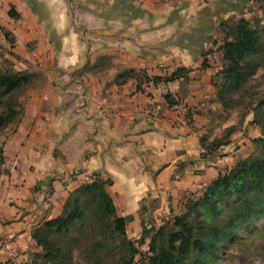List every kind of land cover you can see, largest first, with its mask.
Returning <instances> with one entry per match:
<instances>
[{"label":"crops","instance_id":"obj_1","mask_svg":"<svg viewBox=\"0 0 264 264\" xmlns=\"http://www.w3.org/2000/svg\"><path fill=\"white\" fill-rule=\"evenodd\" d=\"M208 1L0 0V29L14 41L5 59L14 72L37 75L3 145L0 206L13 217L4 239L35 244L32 231L95 176L112 180L107 191L128 230L142 226L149 198L163 204L199 193L219 175L196 173L203 123L188 120L187 89L222 68L209 45L218 24ZM180 68L191 71L187 81L142 82ZM130 70L133 77L122 76ZM156 103L162 113L152 118Z\"/></svg>","mask_w":264,"mask_h":264},{"label":"trees","instance_id":"obj_2","mask_svg":"<svg viewBox=\"0 0 264 264\" xmlns=\"http://www.w3.org/2000/svg\"><path fill=\"white\" fill-rule=\"evenodd\" d=\"M9 15L18 17L14 9ZM219 29L223 38L217 51L223 65L213 79H220L217 98L227 107L231 96L241 93L260 67L258 56L264 51V32L260 33L243 17L225 20ZM0 31L13 48L14 41L8 32ZM213 46H218L217 42ZM207 65L205 61L203 69ZM190 73L180 68L165 77L144 75L142 82L157 86L187 81ZM134 75V70H130L122 76ZM35 78V74L14 72L11 66L0 68V107H5L0 114V129L18 121L22 114L18 111V95L29 89ZM143 83L138 84L137 90H141ZM163 98L170 106L175 104L170 95ZM255 111L254 124L264 137V100ZM233 132L234 128H228L221 140L201 138V147L207 152L203 157L215 155L227 146ZM255 142L262 149L261 155L238 161L199 193L191 194L183 204L184 212L163 226L147 230L142 224V237L138 242L128 238V220L118 216L107 191L112 180L95 176L92 182L82 184L68 196L57 218L43 222L32 231V240L41 251L38 256L41 264L72 263L71 245L89 228H95L99 235L95 247L112 246L113 251L118 250L116 264H218L223 253L238 242L240 232L264 218V138ZM4 165V150L0 147V178L6 174ZM145 247L147 249L143 250Z\"/></svg>","mask_w":264,"mask_h":264},{"label":"rangeland","instance_id":"obj_3","mask_svg":"<svg viewBox=\"0 0 264 264\" xmlns=\"http://www.w3.org/2000/svg\"><path fill=\"white\" fill-rule=\"evenodd\" d=\"M198 1L209 2L208 0ZM211 8L217 10L216 13L214 11V17L218 25L225 20H238L243 17L248 19L251 25L260 33L264 32V0H211ZM218 25L212 26L213 32L209 45L214 49L213 53L218 55L215 61L222 66L223 61L222 58L220 59L217 48L223 36ZM214 42H217L218 46H213L212 43ZM10 49V43L1 32L0 68L9 66V61L5 59V56L10 53ZM258 58L260 67L255 76L241 93L231 96L227 107L223 106L217 98V91L221 84L220 79L211 81L216 72L215 68L218 67L214 63L212 67L215 70L209 71L205 75L204 81L187 89L188 92L193 93L192 98L187 103L191 112L188 120L193 121L195 119L203 123L202 138L221 140L225 137L228 128H234V132L228 138L229 144L220 149L217 154L203 157L207 156V152L203 153L202 150L204 149L201 147L199 156L202 157H199L196 161V173H206L208 168H213L212 178L217 174L228 172L240 160L261 155L262 149L255 141L264 137L262 130L254 124V120L255 110L259 103L264 100V51ZM24 93L25 91L18 95L20 104L18 111H21V113H23L21 97ZM184 101L183 99V104L187 105ZM159 105L161 104L156 103L150 108L152 118H158L161 115L162 108L157 117L153 115V108ZM4 109V106L0 107V114L4 112ZM19 120L20 117L13 125L0 129V147H3L15 134ZM200 165L202 169L198 170ZM189 195L190 193L186 192L178 199L167 198L163 204L160 199L149 198L142 205L143 226L147 230L153 227L158 228L174 216L183 213V204L190 197ZM12 219L13 217H9L0 206V223L3 224L0 228V264H41L38 257L41 251L29 241V238L23 237L24 242L22 244L16 243L17 245L10 244L9 241L4 239V232L7 231L6 227L11 224ZM141 227L140 225L129 227L127 230L128 238L138 242L142 237ZM98 239L99 235L95 228H89L82 237H78L71 245L74 259L70 264H116L119 260L118 250L113 251L114 247L112 246L111 248L95 247ZM146 243H148V240H146ZM108 246L110 247V245ZM3 248L4 251L1 252ZM13 254H16V257H13ZM218 264H264V218L257 220L248 230L240 232L238 242L223 253Z\"/></svg>","mask_w":264,"mask_h":264},{"label":"built area","instance_id":"obj_4","mask_svg":"<svg viewBox=\"0 0 264 264\" xmlns=\"http://www.w3.org/2000/svg\"><path fill=\"white\" fill-rule=\"evenodd\" d=\"M154 110H153V115L155 116V117H157L158 116V114H159V112L161 111V107L160 106H156L155 108H153ZM202 152L203 153H205L206 151L205 150H202ZM92 180H93V178H90V179H88L87 181V183H90V182H92ZM144 250H146L147 248L145 247V248H143ZM13 257H16V254H13L12 255Z\"/></svg>","mask_w":264,"mask_h":264}]
</instances>
